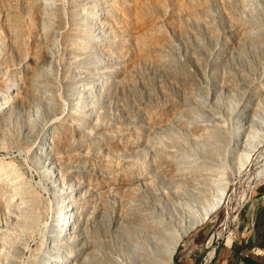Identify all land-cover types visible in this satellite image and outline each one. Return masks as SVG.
I'll return each instance as SVG.
<instances>
[{"label": "rangeland", "instance_id": "rangeland-1", "mask_svg": "<svg viewBox=\"0 0 264 264\" xmlns=\"http://www.w3.org/2000/svg\"><path fill=\"white\" fill-rule=\"evenodd\" d=\"M99 15L104 21L92 23ZM13 16L25 31L28 63L34 64L35 53L51 49L54 39L59 44L50 71L46 58L33 66L37 88L55 98L54 106L42 98L38 109L32 102L0 116V162L11 161L14 168L0 170V176L30 184L47 207L26 232L21 223L8 220L10 233L0 237V248L4 237H11L16 264H42L43 256L57 254V249L46 254L43 247L45 222L59 196L42 178L44 162L34 149L56 116L74 124L69 161L55 167L64 179L58 186L64 188L55 190L71 188L78 212L83 210V257L76 261L136 264L145 239L141 209L153 216L188 218L202 204V186L230 179L225 203L185 235L174 262L264 264V173L256 178L261 161L233 175L243 141L227 135L241 121L249 95H264V0H0V57L10 64L0 75L18 84L24 62L8 45L6 29ZM70 29L75 33L63 42ZM137 31L145 36L143 43L135 41ZM96 32H103L102 39ZM98 64H110L120 74L87 100L83 90L97 78L88 69ZM206 90L217 105L207 100ZM199 101L214 112L202 109ZM258 102L264 114V101ZM85 108L91 118L77 121ZM218 134L222 142L213 158L206 149ZM170 151L186 159V169L204 168L210 180L198 179L195 185L164 172L162 159ZM99 163L110 164L114 173L99 171ZM77 190L81 196H75ZM6 219L0 208V220Z\"/></svg>", "mask_w": 264, "mask_h": 264}, {"label": "bare ground", "instance_id": "bare-ground-1", "mask_svg": "<svg viewBox=\"0 0 264 264\" xmlns=\"http://www.w3.org/2000/svg\"><path fill=\"white\" fill-rule=\"evenodd\" d=\"M103 19V15L100 17L94 16L92 23H102L104 21ZM114 25L117 26V23L114 22ZM137 25L139 26L138 23ZM6 27L8 45L16 50L18 58L22 59L21 62H24V73L21 74V71L17 69L20 72L18 73L17 71V73L20 74L18 84L17 82H8L2 75H0V116H3L4 118L7 111H9L11 107H20L21 105L32 102L36 104V109H38L40 107V103L42 102L41 100L44 99L46 100L45 103L47 105L54 106L55 98L51 96V99H48L46 96V89L43 90L37 88V81H35L38 78V74L35 72L37 68L35 69L33 66L37 64V61H39L38 59L46 58L47 71H50L52 67H54L53 64L56 61V50H58L59 45L58 40L54 39L51 49L49 48L35 53L32 56L34 62L32 65L27 62L28 59L26 58L23 45V35L25 34V31L20 18L18 16H13L9 23H7ZM76 31H79V29H76ZM74 33L75 31L72 29L65 31L63 33V42H65V40ZM102 35L103 32L100 34L96 32L95 37L102 39ZM96 38L95 40H97ZM144 40L145 36L140 33V31H137L135 34V41L137 44H139V42L143 43ZM92 42L93 41L90 40L89 44ZM169 42V39L164 41L165 44ZM106 43L110 45L108 40ZM9 65L7 64L6 59L1 61L0 57V70L3 68L6 70L10 69ZM119 72L120 71L118 69L110 64H98L94 68H89V75H97V78H94L96 80H92V82L89 80V85L83 90L86 96L85 99L88 100L98 96L104 89L116 81L118 75L120 74ZM203 93L207 97L208 101H212L215 105H217V100L211 91L206 90L203 91ZM260 95L261 94L257 92L249 95L248 103L246 106H243L242 111L240 110L241 121L234 126L231 133L227 134L229 138H236L239 141H243V144L240 143L242 150L240 152V156L238 157L237 165L236 167L234 166L233 175H237L253 160L256 162L261 161V163L258 164L260 167L257 171V180L261 178V175L264 173V149L255 159V154L259 151L260 147L264 148V114L259 112L261 108L259 109L258 102V100L261 99L264 101V95H262V98ZM199 104L203 106L202 109H208L214 112V108L210 104L204 101H199ZM88 109L89 108H85L83 110V115L79 112L76 114L77 121H80L84 115L88 119L91 118V113ZM224 112L227 113V110L224 109ZM254 114H258V116L255 117ZM72 122L73 121L70 122L67 117L56 116L47 125L46 132L42 136L40 143L34 146L38 156L44 162L42 178L46 180V183L51 184L53 190L59 196V199L57 197V204H55L54 209L50 211L51 214L50 212L48 213L49 216L45 222L46 227H48V232L46 234V245L43 247L44 253L48 254L55 251L53 249H57V254L53 256L45 254L46 256H43L42 264H82L80 261L76 260H80V258L83 257L82 247L84 240L82 232L84 223L86 222L84 215H81V211L83 212V210L78 212V202L74 199V192L71 188L69 190H63L59 193L56 191L61 186H58V184H61L64 179H62V175L60 173L55 171V167H61L68 163L69 160L66 156V152L70 150L72 142H74V124H72ZM244 123H247V126H245ZM197 127L199 128V125H197ZM218 135L219 137L217 136L218 138L216 139V143L206 149V153L213 158L217 157L220 150V143L222 142L220 134ZM84 158V161L87 162L88 158L86 155ZM185 160L186 159H183V156H178L175 151L164 152L161 168L170 176L180 179L181 182L193 181L192 184L195 183V185L198 184V179L205 180V178H209V174L204 168L192 171L183 167L182 163ZM10 162H0V170H4L5 172L7 170H13L14 168L11 167L12 165ZM98 168L99 171L106 170L109 173H114L115 171V169H113L108 163H99ZM85 171V175L89 179L91 177L90 173L88 170ZM230 183V179H222L218 182L216 187H209L211 183H209L208 186H202L199 193L202 198V204L199 210H197L193 215H190L188 218H182L172 213L169 216H153L151 213L145 212L141 209V215L145 217V222L142 226L143 230H145V239L142 240L141 254L137 253V255H135V263L175 264L174 254L180 241L194 227L205 222V220L209 218L212 213L216 212L223 205V203H225L224 201ZM198 187L200 188V185ZM76 188L79 189L78 187ZM79 190H77L75 194L77 197L82 195ZM41 200V196L30 184L21 183L15 179L9 180L5 175L2 177L0 176V208H2L3 214L7 218L4 221L0 220V237L4 236L6 232H9L8 220H14L15 222L21 223L23 225V231H28L32 225L38 221L41 213L47 212V207L45 204L41 203ZM48 208L50 207L48 206ZM14 245L15 241L11 237L8 238L6 236L2 240L0 257L3 260V264H16L12 256V248ZM213 252L214 249L212 248L209 251V257L213 255ZM111 261L112 260L110 259L108 264H112Z\"/></svg>", "mask_w": 264, "mask_h": 264}, {"label": "trees", "instance_id": "trees-1", "mask_svg": "<svg viewBox=\"0 0 264 264\" xmlns=\"http://www.w3.org/2000/svg\"><path fill=\"white\" fill-rule=\"evenodd\" d=\"M244 264H250V263L245 262Z\"/></svg>", "mask_w": 264, "mask_h": 264}, {"label": "crops", "instance_id": "crops-1", "mask_svg": "<svg viewBox=\"0 0 264 264\" xmlns=\"http://www.w3.org/2000/svg\"><path fill=\"white\" fill-rule=\"evenodd\" d=\"M244 264V263H243Z\"/></svg>", "mask_w": 264, "mask_h": 264}]
</instances>
